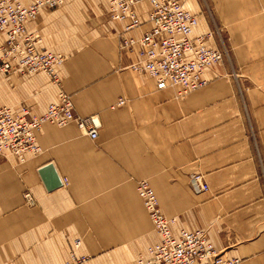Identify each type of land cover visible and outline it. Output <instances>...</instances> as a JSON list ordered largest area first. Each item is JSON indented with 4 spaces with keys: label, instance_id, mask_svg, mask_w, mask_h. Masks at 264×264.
Returning a JSON list of instances; mask_svg holds the SVG:
<instances>
[{
    "label": "crops",
    "instance_id": "1",
    "mask_svg": "<svg viewBox=\"0 0 264 264\" xmlns=\"http://www.w3.org/2000/svg\"><path fill=\"white\" fill-rule=\"evenodd\" d=\"M185 5L199 15L196 33L222 28L229 50L205 71L209 83L187 94L133 69L138 56L120 50L123 26L109 0H64L27 23L38 47L66 57L61 87L44 72L0 73V107L42 114L63 89L77 114H97L102 128L93 140L74 121L45 123L39 154L24 162L0 154V264H138L160 239L138 195L141 179L177 218L176 234L203 228L240 264H264V0ZM136 10L146 19L148 1ZM119 98L125 104L113 107ZM47 166L59 176L54 189L41 174ZM197 172L207 191L191 188Z\"/></svg>",
    "mask_w": 264,
    "mask_h": 264
},
{
    "label": "built area",
    "instance_id": "2",
    "mask_svg": "<svg viewBox=\"0 0 264 264\" xmlns=\"http://www.w3.org/2000/svg\"><path fill=\"white\" fill-rule=\"evenodd\" d=\"M143 1L149 3L146 19L136 10ZM63 3L64 0H0V36L5 38L0 43V73L44 72L61 87L58 67L66 57L38 47L36 37L27 31V23L37 18L42 9ZM108 12L112 20L123 26L120 50L137 54L133 69L153 78L158 89L172 87L179 94L196 91L209 83L205 71L229 57L222 28L215 26L206 33H196L199 15L186 7L185 0H109ZM146 23L150 24L148 30L131 34ZM210 39L218 45H210ZM124 104L125 99L119 98L113 107ZM73 121L82 133L93 140L98 138L102 128L99 116L77 114L72 96L63 89L58 100L51 102L42 114H34L27 107L15 111L1 106L0 154H12L24 162L41 152L38 133L45 123L65 126ZM63 184L68 185V180L64 178ZM190 185L196 193L209 189L203 174L198 172L191 175ZM137 191L160 237L138 257V264H240V258L218 251L203 228H181L176 234L173 225L177 218L163 213L148 180H138ZM24 200L30 206L35 204L29 191L24 193ZM74 243L78 247L81 241L76 239ZM72 255L75 257L74 251Z\"/></svg>",
    "mask_w": 264,
    "mask_h": 264
},
{
    "label": "water",
    "instance_id": "3",
    "mask_svg": "<svg viewBox=\"0 0 264 264\" xmlns=\"http://www.w3.org/2000/svg\"><path fill=\"white\" fill-rule=\"evenodd\" d=\"M42 177L48 189H54L59 186V176L52 166H47L41 170Z\"/></svg>",
    "mask_w": 264,
    "mask_h": 264
}]
</instances>
